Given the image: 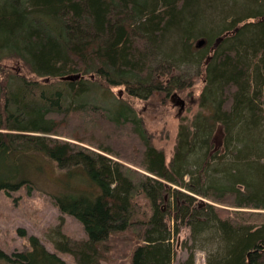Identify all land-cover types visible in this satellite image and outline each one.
Returning a JSON list of instances; mask_svg holds the SVG:
<instances>
[{
  "label": "trees",
  "instance_id": "obj_1",
  "mask_svg": "<svg viewBox=\"0 0 264 264\" xmlns=\"http://www.w3.org/2000/svg\"><path fill=\"white\" fill-rule=\"evenodd\" d=\"M168 28L184 63L201 58L189 36L236 31L205 58L203 81L215 96L205 103V89L199 95L208 114L191 133L180 127L167 163L135 113L125 106L103 113L75 93L92 77L142 97L186 87L172 62L165 79L152 75ZM7 59L27 72L4 66ZM71 73L81 77L60 79ZM218 121L226 153L213 150ZM42 159L66 169L59 190L45 192L87 238L59 225L53 251L29 235L22 251L0 249L7 264H68L60 253L77 264H172L179 220L192 237L180 264H195L196 247L207 248L204 264H264V0H0V190L30 194ZM166 197L173 226L160 207Z\"/></svg>",
  "mask_w": 264,
  "mask_h": 264
},
{
  "label": "rangeland",
  "instance_id": "obj_2",
  "mask_svg": "<svg viewBox=\"0 0 264 264\" xmlns=\"http://www.w3.org/2000/svg\"><path fill=\"white\" fill-rule=\"evenodd\" d=\"M240 1L241 0H237L239 4ZM235 29L236 28H230L226 33H220V30H218V34L213 38H208L205 35H199L196 37H193L192 35L189 36L188 41L193 48H197L195 46L197 39L205 38L207 40L205 45H202L201 48L199 47V50L201 51L199 55H201V58L196 60V58L193 57L192 60H196V62L191 63H184L180 60L181 57H179V53L181 49L175 40L177 35L171 28L166 30L164 39L159 45V49L156 47V57L158 59L152 61V65H150L151 69H154L152 75L154 76V79H165V77H167L166 71L168 70L166 63H168L167 61L172 62L169 65L172 67L171 72L173 74L175 72H180V75L178 76L180 85L184 86L185 83L187 84L183 89H156L151 93H148L147 90H142L144 94L148 93L145 97H142L128 93L124 84L109 86L101 77L96 79L95 77H92L93 82L85 81V84L88 86L85 88L87 90L80 93L76 92L75 94H77L76 96L81 97L83 101L96 107L95 109L102 107L103 113L104 111H109V114L111 115L114 110L120 106H125L126 110L135 113L137 117L141 119V127L145 129L152 144L157 149L163 150L166 162L168 163L175 152L178 143V130L180 127L182 125H187L190 130L189 132L191 133L194 122L197 118L200 115L207 113L206 108L208 106L207 104L202 106L199 98L201 96L199 95L205 89V103L209 100L211 101V98L215 96L216 92L214 93L213 88L211 90L212 94L207 93L208 89L207 86H205V81H203L205 70L203 63L206 60L205 58L213 54L217 46L220 45L222 38L227 33L232 35L236 31ZM213 44H215L214 47ZM3 65L11 70L16 69L17 72L19 70L22 73L27 72L26 67L17 61V59H7L6 61H3ZM28 76H30V74H28ZM85 77H89V74ZM189 78H191L192 82L188 81L190 80ZM94 80L97 81L94 82ZM174 93L184 100L183 110L180 114H178V105L175 106L172 99ZM78 101L77 97L69 96L67 98L68 105L72 107L76 106ZM219 124L220 121L215 122L214 126L213 124L211 125L212 131L210 136L213 150L226 153L223 145L225 142L223 139L226 132H223L222 128L221 132H219ZM235 132L234 129H231V131L229 130V133L227 134L229 140L233 138ZM61 137L65 138L64 136ZM42 163L43 170L35 172L33 175L37 188L33 189L30 194L26 192L25 187L12 191L9 195L3 190H0V249L9 255L13 252L26 249L29 246L27 240L29 235L37 236L48 250L53 251L50 235H52L51 231L59 225L63 233L74 239L87 238V234L81 222L69 214H62L50 195L45 192L59 190V187H61L66 178V169H61L54 163L45 159H42ZM210 172L211 171H208L209 174ZM216 174L213 175L216 176ZM185 179H187L186 176ZM82 183H85V181H82ZM82 183L76 182V185L78 186L79 184V186L82 187ZM160 207L163 213L166 214L168 225L173 226V222L169 219L171 212L168 210L167 197L166 201L161 202ZM248 209L249 208H245L244 210ZM250 210L263 211L261 209ZM60 216H63L61 224ZM19 228L25 231L24 236L19 233ZM171 242L175 251L172 264H180L187 258L188 253L191 250L189 247L192 245L191 230L185 221H178V232L172 235ZM192 250H194L195 264H204L207 248L203 250L196 247ZM59 255L68 262V264H77L69 254L60 253ZM0 264L7 263L0 260ZM101 264L111 263L101 261Z\"/></svg>",
  "mask_w": 264,
  "mask_h": 264
},
{
  "label": "water",
  "instance_id": "obj_3",
  "mask_svg": "<svg viewBox=\"0 0 264 264\" xmlns=\"http://www.w3.org/2000/svg\"><path fill=\"white\" fill-rule=\"evenodd\" d=\"M203 43V41L200 39L199 40V43H196L197 46L201 45ZM81 77V74L80 73H71V74H67V75H63L60 77L61 80H77ZM179 98V101H178V104L181 105V107H183L184 105V100L181 98V97H178ZM219 132H221V128L219 126ZM222 134V133H221Z\"/></svg>",
  "mask_w": 264,
  "mask_h": 264
},
{
  "label": "flooded vegetation",
  "instance_id": "obj_4",
  "mask_svg": "<svg viewBox=\"0 0 264 264\" xmlns=\"http://www.w3.org/2000/svg\"><path fill=\"white\" fill-rule=\"evenodd\" d=\"M235 30H236V29H235ZM225 36H226V35H225ZM225 36H224V37H225ZM224 37H223V38H224ZM223 38H222V39H223ZM200 39L203 41V43H202L201 45L197 46L196 43H199V40H200ZM206 42H207V40H206L205 38H199V39L196 40L195 46H196L197 48H199V47L201 48V46H202V45H205ZM214 46H215V44H213V47H214ZM213 47H212V48H213ZM213 49H214V48H213ZM209 57H210V55H209ZM178 97H180V96L177 95L176 93H174L173 96H172V99H173V101H174V105H175V106L178 105V114H180V113L182 112V110H183V107H181V105L178 104V101H179V98H178ZM183 106H184V105H183Z\"/></svg>",
  "mask_w": 264,
  "mask_h": 264
}]
</instances>
